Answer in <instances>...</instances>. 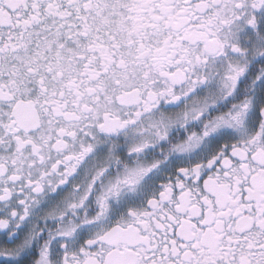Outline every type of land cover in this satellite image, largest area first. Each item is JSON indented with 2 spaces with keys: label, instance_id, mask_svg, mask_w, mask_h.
<instances>
[{
  "label": "snow or ice",
  "instance_id": "snow-or-ice-1",
  "mask_svg": "<svg viewBox=\"0 0 264 264\" xmlns=\"http://www.w3.org/2000/svg\"><path fill=\"white\" fill-rule=\"evenodd\" d=\"M0 264H264V0H0Z\"/></svg>",
  "mask_w": 264,
  "mask_h": 264
}]
</instances>
